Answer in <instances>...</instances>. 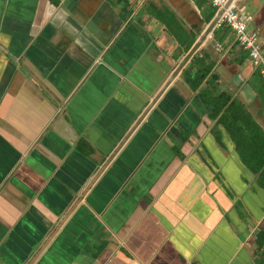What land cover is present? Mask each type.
<instances>
[{
	"label": "crops",
	"instance_id": "obj_1",
	"mask_svg": "<svg viewBox=\"0 0 264 264\" xmlns=\"http://www.w3.org/2000/svg\"><path fill=\"white\" fill-rule=\"evenodd\" d=\"M238 6L264 48V0ZM213 16L0 0V264H264V187L218 119L264 129V77L228 26L187 57Z\"/></svg>",
	"mask_w": 264,
	"mask_h": 264
},
{
	"label": "trees",
	"instance_id": "obj_2",
	"mask_svg": "<svg viewBox=\"0 0 264 264\" xmlns=\"http://www.w3.org/2000/svg\"><path fill=\"white\" fill-rule=\"evenodd\" d=\"M198 4L203 6L206 16L205 20L208 21L214 14V7L209 0H198ZM207 71L208 69L201 70L194 84L195 87L202 81ZM223 104H225V101H223ZM222 107L217 106L213 115L218 114ZM234 113L235 116L229 121H226L225 115L219 116L218 119L228 129L242 161L252 171L258 172L259 185L264 187V129L246 111L241 113L240 109H238V114L237 112ZM257 236L260 237L259 234ZM260 241H262V238H260Z\"/></svg>",
	"mask_w": 264,
	"mask_h": 264
},
{
	"label": "built area",
	"instance_id": "obj_3",
	"mask_svg": "<svg viewBox=\"0 0 264 264\" xmlns=\"http://www.w3.org/2000/svg\"><path fill=\"white\" fill-rule=\"evenodd\" d=\"M214 7V28L228 26L236 40L248 52V56L255 68L264 77V50L259 31L249 29L248 22L253 15L242 11L238 0H209Z\"/></svg>",
	"mask_w": 264,
	"mask_h": 264
},
{
	"label": "water",
	"instance_id": "obj_4",
	"mask_svg": "<svg viewBox=\"0 0 264 264\" xmlns=\"http://www.w3.org/2000/svg\"><path fill=\"white\" fill-rule=\"evenodd\" d=\"M214 23H215V18L212 19V21H210V23L207 25V27L204 29V31L201 33L200 37L198 38V40L196 41V43H194V45L190 48V50L188 51L187 57H189L191 55V53L195 50V48L198 46V44L206 37V35L209 34V32L214 28ZM186 57V59H187ZM175 74V73H174ZM173 77V75L171 76V78Z\"/></svg>",
	"mask_w": 264,
	"mask_h": 264
},
{
	"label": "rangeland",
	"instance_id": "obj_5",
	"mask_svg": "<svg viewBox=\"0 0 264 264\" xmlns=\"http://www.w3.org/2000/svg\"><path fill=\"white\" fill-rule=\"evenodd\" d=\"M263 50H264V48H263ZM258 79H259V82H260V80H262V79H260V77L258 76Z\"/></svg>",
	"mask_w": 264,
	"mask_h": 264
}]
</instances>
